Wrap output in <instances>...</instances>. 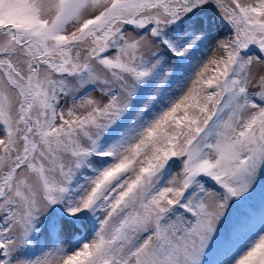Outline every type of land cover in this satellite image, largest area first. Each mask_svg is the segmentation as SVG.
Here are the masks:
<instances>
[{
    "label": "snow or ice",
    "instance_id": "snow-or-ice-1",
    "mask_svg": "<svg viewBox=\"0 0 264 264\" xmlns=\"http://www.w3.org/2000/svg\"><path fill=\"white\" fill-rule=\"evenodd\" d=\"M0 264H264V0H0Z\"/></svg>",
    "mask_w": 264,
    "mask_h": 264
},
{
    "label": "trees",
    "instance_id": "trees-1",
    "mask_svg": "<svg viewBox=\"0 0 264 264\" xmlns=\"http://www.w3.org/2000/svg\"><path fill=\"white\" fill-rule=\"evenodd\" d=\"M223 31H224L223 27H220V28H218V29L215 30V32H217V33H222ZM208 55L209 56L211 55V52L210 51L208 52Z\"/></svg>",
    "mask_w": 264,
    "mask_h": 264
},
{
    "label": "rangeland",
    "instance_id": "rangeland-1",
    "mask_svg": "<svg viewBox=\"0 0 264 264\" xmlns=\"http://www.w3.org/2000/svg\"><path fill=\"white\" fill-rule=\"evenodd\" d=\"M242 2H243V0H242ZM215 34V33H214ZM214 45H212V44H209L208 45V48L210 49V48H212ZM93 95H95V94H93Z\"/></svg>",
    "mask_w": 264,
    "mask_h": 264
}]
</instances>
